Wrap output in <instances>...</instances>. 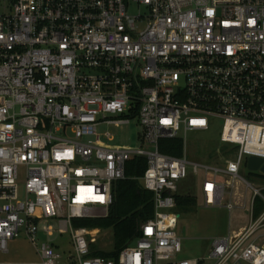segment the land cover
I'll use <instances>...</instances> for the list:
<instances>
[{
    "label": "built area",
    "instance_id": "1",
    "mask_svg": "<svg viewBox=\"0 0 264 264\" xmlns=\"http://www.w3.org/2000/svg\"><path fill=\"white\" fill-rule=\"evenodd\" d=\"M132 121L138 147L100 131ZM215 128L217 153L237 151L223 166L187 150ZM176 138L181 156L161 151ZM250 156L264 159V0H0L1 252L24 236L40 256L28 264H192L176 259L175 195L194 174L206 206L250 211L213 238L212 264H264V178L241 174ZM135 157L155 214L116 258L96 255L73 220L109 215ZM68 233L69 255L44 239Z\"/></svg>",
    "mask_w": 264,
    "mask_h": 264
},
{
    "label": "rangeland",
    "instance_id": "2",
    "mask_svg": "<svg viewBox=\"0 0 264 264\" xmlns=\"http://www.w3.org/2000/svg\"><path fill=\"white\" fill-rule=\"evenodd\" d=\"M136 7L130 9L131 13L137 12ZM102 133L109 132L113 136L111 144L127 145L131 147H138L140 141L138 139L139 133L142 131V126L137 121H132L130 124H111L100 126ZM219 129L215 128L206 133H199L189 135V144L187 150H190V157L195 160H205L215 165H225L226 158H234L237 151L233 154H225V151L217 153L219 147ZM214 156L213 160L209 156ZM250 173H260L259 170H251L248 165H243L241 174L244 177H251ZM180 194H191L197 196L201 191L199 188V176L194 174L189 175L184 181L179 183ZM21 185V192L22 191ZM241 195L248 193L244 184L239 185ZM240 201H246L240 194L237 197ZM178 220L177 233L182 240L183 251L179 258L195 259L207 257L211 248V240L215 237L225 235L230 229H235L237 226L246 222V215L250 211H244L236 207L233 212H230L226 207H208L204 200L199 196L196 197L195 206L188 211H182ZM93 231V247L99 250L112 249V232L107 229L89 228ZM51 243H57L62 252L69 255L73 251L71 245L70 234L59 236L55 234L51 237H45ZM9 252L3 253L0 251V264H21L30 261L39 260L40 256L35 246L24 236L9 241ZM204 264H209L205 260Z\"/></svg>",
    "mask_w": 264,
    "mask_h": 264
},
{
    "label": "trees",
    "instance_id": "3",
    "mask_svg": "<svg viewBox=\"0 0 264 264\" xmlns=\"http://www.w3.org/2000/svg\"><path fill=\"white\" fill-rule=\"evenodd\" d=\"M182 141L180 138L162 140L161 151L180 156ZM213 160L214 156H209ZM147 168V159L135 157L127 164V177L115 185V201L110 207L107 217L77 218L73 220L76 227L99 228L110 230L112 236L111 250H95L96 255L108 258H116L121 249L130 244L141 234V225L151 219L155 213L154 194L146 189L141 182ZM249 177L255 180L264 178L259 173H250ZM176 201L180 210L193 207L196 198L191 195H176ZM264 208L263 202L256 198L254 212L258 215Z\"/></svg>",
    "mask_w": 264,
    "mask_h": 264
},
{
    "label": "crops",
    "instance_id": "4",
    "mask_svg": "<svg viewBox=\"0 0 264 264\" xmlns=\"http://www.w3.org/2000/svg\"><path fill=\"white\" fill-rule=\"evenodd\" d=\"M181 151H182V147H181ZM181 156V155H180ZM201 161H205V160H201ZM127 175V174H126ZM197 177H198V175H196ZM124 180V179H123ZM141 182H142V179H141ZM199 182H200V186H199V188L201 189V180L199 179ZM142 185H143V182H142ZM144 186V185H143ZM145 187V186H144ZM239 194H241V192L239 193ZM176 195H182V196H187V195H191V194H180L179 193V190H178V192L176 193ZM175 195V196H176ZM191 196H193V195H191ZM201 197L202 199H203V196H202V194H201V191H199L198 192V195L197 196H194L195 198L196 197ZM238 197V196H237ZM236 197V198H237ZM196 204V203H195ZM195 206V205H194ZM193 206V207H194ZM193 207H191V208H189V209H186V210H180L179 208H178V205H177V207H176V210L178 211V212H182V211H188V210H191ZM208 207H217V206H208ZM238 209H241V208H238ZM245 211V210H244ZM233 212V211H232ZM155 214V213H154ZM249 215H246V217H245V219H246V222L245 223H243V224H241V225H239V226H237V228H235V229H230L229 230V232L227 233V234H229V233H231L232 231H234V230H238L239 228H241V227H244V226H246L247 224H248V222H249ZM142 226V225H141ZM141 229V228H140ZM226 235V234H225ZM133 242V241H132ZM212 242H213V239L211 240V247H212ZM56 245H58L59 246V244H57V243H55ZM60 247V246H59ZM94 248V247H93ZM211 249V248H210ZM96 249H94V251H95ZM97 251H98V249H97ZM183 251V246H182V250H181V252ZM210 251V250H209ZM181 252L180 253H178L177 255H176V259H180L181 260V258H179V256H180V254H181ZM188 260H191L193 263L192 264H204L205 263V260H208L209 261V264H212V261L208 258V256L207 257H202V258H195V259H188ZM30 262H33V261H30ZM30 262H25V263H21V264H28V263H30ZM9 264H11V263H9Z\"/></svg>",
    "mask_w": 264,
    "mask_h": 264
},
{
    "label": "water",
    "instance_id": "5",
    "mask_svg": "<svg viewBox=\"0 0 264 264\" xmlns=\"http://www.w3.org/2000/svg\"><path fill=\"white\" fill-rule=\"evenodd\" d=\"M247 165L251 170H259L260 175L264 177V159L258 156H250Z\"/></svg>",
    "mask_w": 264,
    "mask_h": 264
}]
</instances>
